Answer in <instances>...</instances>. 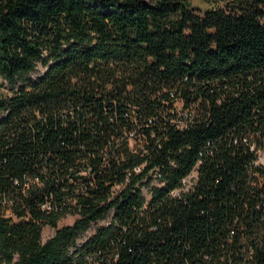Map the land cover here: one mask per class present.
Returning <instances> with one entry per match:
<instances>
[{"label":"trees","instance_id":"1","mask_svg":"<svg viewBox=\"0 0 264 264\" xmlns=\"http://www.w3.org/2000/svg\"><path fill=\"white\" fill-rule=\"evenodd\" d=\"M192 1L0 0V264H264V0Z\"/></svg>","mask_w":264,"mask_h":264},{"label":"rangeland","instance_id":"2","mask_svg":"<svg viewBox=\"0 0 264 264\" xmlns=\"http://www.w3.org/2000/svg\"><path fill=\"white\" fill-rule=\"evenodd\" d=\"M192 4L195 5L196 7L201 8L202 10H204L207 7L213 6L211 3H208L204 0H193ZM42 69L43 68L40 65L39 70L42 71ZM1 83H2V80H0V93H6L7 88L3 86ZM261 160L264 161V154L261 155ZM75 218H76L75 216L67 215L61 219V221L59 222V225L63 226V225L72 224ZM54 232H55L54 228H52L51 226H46L43 231V240L44 241L47 240L49 237H51L54 234Z\"/></svg>","mask_w":264,"mask_h":264},{"label":"built area","instance_id":"3","mask_svg":"<svg viewBox=\"0 0 264 264\" xmlns=\"http://www.w3.org/2000/svg\"><path fill=\"white\" fill-rule=\"evenodd\" d=\"M254 149V147H253ZM264 154V149H260L258 151V159L256 160V165L258 166H264V161L261 160V155ZM198 178V172L197 169L195 168L188 176L182 179V184L179 188L175 189L172 193L174 196L180 195L182 192L189 191L194 184L196 183ZM43 208H49L48 204L43 205ZM13 215L12 210L9 208L6 211V216H11Z\"/></svg>","mask_w":264,"mask_h":264}]
</instances>
